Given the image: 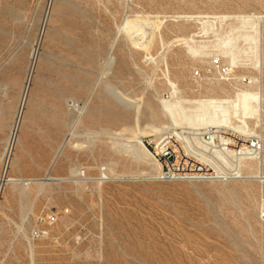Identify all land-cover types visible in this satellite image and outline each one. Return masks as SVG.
<instances>
[{
    "label": "rangeland",
    "instance_id": "374dc122",
    "mask_svg": "<svg viewBox=\"0 0 264 264\" xmlns=\"http://www.w3.org/2000/svg\"><path fill=\"white\" fill-rule=\"evenodd\" d=\"M247 90L263 155L243 180L160 182L130 151ZM4 168L0 264H264V0H0Z\"/></svg>",
    "mask_w": 264,
    "mask_h": 264
},
{
    "label": "built area",
    "instance_id": "2783aa9c",
    "mask_svg": "<svg viewBox=\"0 0 264 264\" xmlns=\"http://www.w3.org/2000/svg\"><path fill=\"white\" fill-rule=\"evenodd\" d=\"M210 68L221 79L229 80L233 68L218 58L210 60ZM194 76H199L195 72ZM240 84L250 85L248 77ZM149 156L158 164L154 179L160 182H235L244 179V164H261L263 139L259 134L243 132L229 126L166 129L146 144ZM6 168L0 174V192L6 184ZM258 219L264 223V200L258 210ZM54 213L39 218L40 223L52 224ZM37 231L36 235H45Z\"/></svg>",
    "mask_w": 264,
    "mask_h": 264
},
{
    "label": "bare ground",
    "instance_id": "6f19581e",
    "mask_svg": "<svg viewBox=\"0 0 264 264\" xmlns=\"http://www.w3.org/2000/svg\"><path fill=\"white\" fill-rule=\"evenodd\" d=\"M109 62H113V60L109 61ZM233 62H234V60L232 58L230 60V63H233ZM233 64H235V63H233ZM168 83H169L173 93L176 94L177 90H176L175 85L171 82H168ZM161 102H163V101H161ZM196 103H197L196 107L192 108V113H194V115L184 116L185 124L187 125L186 127H188V126H192V127H196V126H198V127H200V126L201 127H205V126H217V127L229 126V127H232L236 130H240L243 132H245V131L252 132L249 129L248 123L246 122L245 119H248V118H251L255 115H258V112L260 110L259 95L257 92L252 91V90L238 91L234 94L233 98H228V99H224V100H216V99L199 100ZM163 107L171 119L170 126L171 127H177V126L181 125L178 122H176L175 118L173 117L170 104L164 103ZM207 110H209V113ZM230 110L233 113V117L237 118V121L239 122V124H235V125L231 124V120H230V117L228 115ZM259 120H260V118H259ZM168 128H169V126H163V127H159V128L151 127L150 131L155 133L156 135H158ZM137 143H138V146H133V147L131 146L132 150H130V151H132V153L136 156H139L140 154L148 155L145 146L142 144V141L140 139H138ZM61 148H62V146H61ZM56 159H57V155L54 157L52 164H54ZM139 159H140V157H139ZM51 180H57V179H51ZM16 181L17 180L15 178L8 177L6 184H8V183L14 184Z\"/></svg>",
    "mask_w": 264,
    "mask_h": 264
}]
</instances>
